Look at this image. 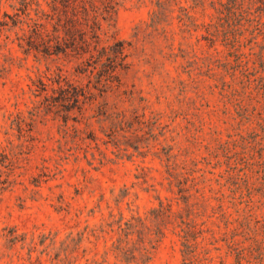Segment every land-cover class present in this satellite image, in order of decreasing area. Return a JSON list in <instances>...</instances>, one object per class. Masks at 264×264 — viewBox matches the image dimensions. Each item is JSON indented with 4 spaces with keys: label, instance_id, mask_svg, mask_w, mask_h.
<instances>
[{
    "label": "rangeland",
    "instance_id": "obj_1",
    "mask_svg": "<svg viewBox=\"0 0 264 264\" xmlns=\"http://www.w3.org/2000/svg\"><path fill=\"white\" fill-rule=\"evenodd\" d=\"M0 264H264V0H0Z\"/></svg>",
    "mask_w": 264,
    "mask_h": 264
},
{
    "label": "trees",
    "instance_id": "obj_2",
    "mask_svg": "<svg viewBox=\"0 0 264 264\" xmlns=\"http://www.w3.org/2000/svg\"><path fill=\"white\" fill-rule=\"evenodd\" d=\"M98 26L96 20L90 25V30L93 32L90 38H87L86 34L82 33V31L64 27L65 36L61 38L56 37V45H51L50 41L43 43L44 53L47 55H67L69 50H71L76 55L90 54L88 66L92 69L91 72L94 73V71L98 70L99 83H104L102 86H110L109 83L112 82L114 70L118 66H122L125 61L126 47L125 43L121 41L100 47V36L97 33ZM39 35L41 36V33ZM57 91L59 96L55 98V102L60 103L63 111L66 112V118L76 109H79L78 111L81 112L82 103L91 101L93 98L91 90L68 83L66 86L60 87ZM130 224H127V226L129 225L131 227ZM122 230L127 235L128 231L123 228ZM119 248L121 250L123 249L122 247H117L116 249L119 250Z\"/></svg>",
    "mask_w": 264,
    "mask_h": 264
}]
</instances>
